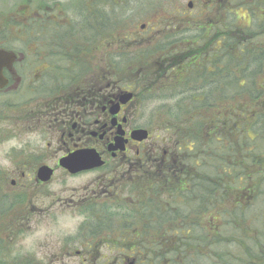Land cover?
<instances>
[{"label":"flooded vegetation","instance_id":"flooded-vegetation-1","mask_svg":"<svg viewBox=\"0 0 264 264\" xmlns=\"http://www.w3.org/2000/svg\"><path fill=\"white\" fill-rule=\"evenodd\" d=\"M50 1L19 25L30 40L13 38V28L8 37L0 26V51L9 54L0 55V146L9 145L0 201H10L4 219L13 222V235L35 212L36 187L52 197L50 207L82 217L60 252L76 257L72 264H209V248L178 247V239L228 220L224 176L210 184L209 168L189 165L206 150L205 140L192 136V120L164 122L162 111L210 92L222 96L221 107L227 95L234 107L241 95H264V0L177 1L161 27L173 32L170 39L155 41V55L118 69L113 56L92 55L95 39H63L64 29L79 26ZM13 139L22 142L15 147ZM77 152L89 154L91 166L63 165ZM88 174L68 188V178ZM257 203L238 193L234 199V240L252 243L236 248L235 258L249 264H264L257 224L264 223V205ZM195 224L203 231L194 232ZM3 250L0 264H13Z\"/></svg>","mask_w":264,"mask_h":264},{"label":"trees","instance_id":"trees-1","mask_svg":"<svg viewBox=\"0 0 264 264\" xmlns=\"http://www.w3.org/2000/svg\"><path fill=\"white\" fill-rule=\"evenodd\" d=\"M141 1L149 2V0ZM167 1L169 0H153L154 7L165 6L168 3ZM27 3L28 0H23L20 3V6L23 8L21 11L25 10L28 6ZM44 3L45 0H39L37 7L42 6ZM168 4L170 6V3ZM170 8L163 9V11L169 13ZM66 9H70L73 17V19L70 18L71 21L69 22L72 24L71 26H79L63 30L65 32L63 39L68 41L79 39L90 41L102 37L106 38V35L111 34L113 29L119 30L123 24L124 11L121 10L122 6L117 0H72ZM111 40L112 42H109L105 47L120 43L119 49L108 54L113 56L114 65L117 69L121 67L123 62L129 59L133 60L131 58L156 52L155 46L132 47L133 50H131L129 45H132L134 41L132 39H124L121 35H115ZM221 97L217 93L210 92L208 94L190 96L188 107L180 105H173L172 109L171 107H160H163L164 122H170L171 120L180 121L182 119L192 120V129L194 130L192 136L205 140L204 145L206 146V150H201V155L197 156L198 158L194 156L189 157V165L209 168L208 176L212 180L210 184L217 182L219 175L225 177L227 173L233 175L231 178L233 186L239 187L241 186L239 184L241 179L240 177L237 178L236 169H238L240 164L237 162V159H248L251 162L264 159V107H262L264 96L260 94L242 95L239 107L233 106L234 97L229 95L226 96V107H221ZM206 126L208 130L202 132V129ZM202 136L207 138H203ZM193 152L195 153V151ZM229 159L233 160L231 164H229ZM235 181L236 183H234ZM221 184L223 185L222 181ZM224 184L229 195L230 192L227 189L229 181ZM234 198H236V195L230 198L227 196V199L230 201H234ZM9 203L10 201L4 198L0 201V249H3V243H6L2 237V228L6 227L7 224L9 226L13 224V222L4 219V216L8 215V210L11 209ZM217 225L219 224H209V228L205 234H195L193 239L179 238L178 247L204 248L210 244V239L206 234L218 237V239L215 238L216 240L228 241L229 239L220 238ZM96 226L101 227L103 225L97 224ZM195 231H203L200 224L194 225ZM260 236H262L261 240L264 241V229L262 228ZM244 243L245 248H249V243H246V239ZM212 252L213 256L210 255L209 264H249V261L245 259L235 258L237 254L236 248H220L212 250Z\"/></svg>","mask_w":264,"mask_h":264},{"label":"rangeland","instance_id":"rangeland-1","mask_svg":"<svg viewBox=\"0 0 264 264\" xmlns=\"http://www.w3.org/2000/svg\"><path fill=\"white\" fill-rule=\"evenodd\" d=\"M22 1L23 0H0V26L1 28H4V31L6 32L5 34L8 37L11 33V29L13 28V38L21 40L20 38H23L25 34L24 39L30 40L25 26L19 25L26 24L33 19L28 18L34 16L35 13L39 11V8H37L39 0H28L27 5L30 8H28L25 15L21 13L22 11L20 9V3H22ZM117 1L122 6L121 10L124 11L123 24L119 30L113 29V32H111V34H107L106 38L102 37L95 40L97 49L92 51V55L98 59L119 49L120 43L110 47H105L109 42H112L111 38H113V36L115 37V35H121L127 40L132 39L134 43L129 45L131 50H133L132 47L137 46V43L140 41H145V46H154L155 41L158 39L163 41L169 40L170 34L173 32L169 29H162L161 27H163V19H169L172 17L170 13H165L163 9H168L172 6L176 7L177 1L180 3L183 0H169L167 2L170 3V6L166 3V5L162 7H154L155 5L153 0H149V2H143L141 0ZM50 2H59L66 8L72 0H51ZM184 2H186V0H184ZM28 14H30V16H27ZM66 14L67 17L73 19L70 9H68ZM142 23H145L144 29L140 27ZM155 54L156 52L154 54H143L141 56H153ZM262 107H264V103ZM21 142L22 141L19 139H13V146L17 147L21 144ZM8 148L9 145L0 146V164L2 165H7L8 163V161L4 158ZM228 161L229 164L233 162L232 159H229ZM237 162H239L240 165L238 166V169H236V174L237 178L240 177L241 179V182H239L241 188L237 191V193L242 200L256 199L258 200V205H264V159L251 162L248 159L238 158ZM88 177L89 174L75 178H68V188L72 185L85 181ZM232 177L233 175H229L227 173L224 177V183L229 181V184L227 185V189L230 192L229 195L227 194L228 198L233 196L235 191V186H233V181L231 179ZM234 183H236V181ZM51 188L58 190L60 186L53 184ZM32 190L39 197L38 202L35 204V212L31 211L32 213L26 215L29 220L28 223H25V228L18 230L15 235H13V224L11 226L7 224L6 227L2 228V237L6 241V243H3L2 246L3 249H5L3 252H6L3 257L10 260V257L13 255V258L18 260V262H16V259H13V264H72L71 261L76 259V257H71L69 260V258L60 255V252L67 246L69 242L67 241V238L73 237L75 234L82 217L77 212L72 209H68L67 207H50L48 205V201H50L52 197L49 199L47 197H43L42 191L39 188L34 187ZM68 194L69 193L66 192V195ZM229 202L230 205L226 204L228 220L222 223V226L221 224L217 225L219 228L218 232L220 238L229 240H216L218 237L206 234L210 239V244L206 247L211 250L212 254V250H218L220 248H245V243L242 240L238 238L239 242L242 243L241 246L239 245V242L237 245L234 240L236 230L235 225L232 222V216L235 207L233 201L229 200ZM257 224L258 227L260 226L264 229L263 223ZM260 227L259 229H261ZM258 240L264 249V241H262L261 238ZM246 243H249V246L252 244L249 240H246ZM253 247L255 246L253 245ZM247 258L249 257L247 256Z\"/></svg>","mask_w":264,"mask_h":264},{"label":"water","instance_id":"water-1","mask_svg":"<svg viewBox=\"0 0 264 264\" xmlns=\"http://www.w3.org/2000/svg\"><path fill=\"white\" fill-rule=\"evenodd\" d=\"M143 27V26H142ZM0 55H9L8 53L4 52V51H0ZM139 133V131H138ZM88 156H86L83 152H77L72 154V156L65 158V160H63V165L68 167L70 170L75 171L78 169H82V168H87L90 165V156L89 154H87ZM99 164H101V162L99 161Z\"/></svg>","mask_w":264,"mask_h":264}]
</instances>
